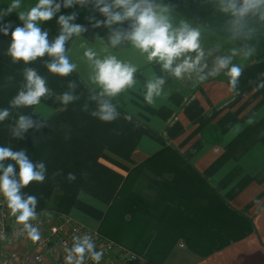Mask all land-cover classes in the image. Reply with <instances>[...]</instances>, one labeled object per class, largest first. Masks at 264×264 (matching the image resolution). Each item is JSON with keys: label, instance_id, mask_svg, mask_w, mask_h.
<instances>
[{"label": "crops", "instance_id": "crops-1", "mask_svg": "<svg viewBox=\"0 0 264 264\" xmlns=\"http://www.w3.org/2000/svg\"><path fill=\"white\" fill-rule=\"evenodd\" d=\"M37 2L21 0L16 11ZM10 3L0 0V10ZM157 3L174 5L173 18L197 22L212 34L209 39L222 41L220 47L244 43L230 39L228 17L218 0ZM72 12L77 18L81 13L101 16L91 4L62 8L60 14ZM58 15L40 25L50 41L59 34ZM7 23L13 29L22 26L16 12L0 20V26ZM94 23L67 42L66 54L77 65L67 77L48 72L47 55L29 65L14 64L6 54L11 31L8 36L0 32V110L20 90L25 67L36 69L56 95L67 91L70 81L78 85L79 99L66 108L54 95L30 108L10 109L9 118L0 122V146L24 149L33 162L46 164L45 181L22 189L38 198L36 212L53 219L70 217L140 258L129 264H264V89L253 91L264 72V23L251 22L255 54L234 60L244 65L240 95L228 91L223 74L196 87L190 80L168 77L151 103L145 99V84L164 75L160 66L130 44L111 47L102 26L94 28ZM87 48L99 58L114 55L137 69L113 122L90 115L96 104L89 95L96 85L84 57ZM86 103L89 111L82 110ZM20 114L40 122L44 117L47 124L14 139L9 126ZM57 171L61 175L53 179ZM68 173L76 180L69 182ZM7 249L22 247L9 243Z\"/></svg>", "mask_w": 264, "mask_h": 264}, {"label": "clouds", "instance_id": "clouds-1", "mask_svg": "<svg viewBox=\"0 0 264 264\" xmlns=\"http://www.w3.org/2000/svg\"><path fill=\"white\" fill-rule=\"evenodd\" d=\"M89 4L104 18L96 20L92 26L109 29L108 43L111 47L130 44L146 54L149 62L160 66L164 75L148 80L145 84V99L149 103L154 96L161 94L168 77L179 81L190 80L193 82L192 86L196 87L209 78L223 74L228 77V91L240 95V78L244 65L235 63L234 60L239 56L242 61H246L255 54L256 47L250 41L253 40L256 29L251 22L258 20L264 23V0H218L219 10L228 17L230 39L244 41L240 47H233L223 55L216 54L219 45L216 49L205 51L202 28L193 26L184 19L174 23L171 15L174 5L160 4L157 0H38L29 10L19 12L16 10L21 7V0H11L6 10H0V20L16 12L22 26L14 29L11 23L0 26V32L5 36L11 31V42L6 54L14 64L22 61L24 65L47 55L49 59L44 63L49 73L69 76L77 65L66 54V44L74 36L78 37L86 32L87 28L75 23L77 13L60 14L61 9ZM57 14L59 34L50 41L48 31L40 25L56 18ZM84 57L92 69L90 79L96 85L95 89L90 90L89 101L96 104L90 115L102 122H113L119 113L118 106L112 101L133 86L137 69L114 55L99 58L92 48L84 51ZM23 77L24 83L10 101L9 107L0 110V122L9 118L10 109L39 105L42 98L50 99L55 95V100L64 108L79 99L75 94L78 87L75 81L68 83L67 91L56 95L47 87L46 79L36 69L25 67ZM260 89H264V72L259 73V83L253 91ZM82 110L89 111V105L84 104ZM46 124L44 117L43 122H40L30 115L20 114L15 123L9 126V130L12 138L23 139L29 129L38 131ZM59 175L61 172L57 171L52 178ZM46 178L47 167L43 161L33 162L24 149L13 150L10 146H0V197L10 215L15 217L16 224L22 226L19 234H26L33 242L41 238L39 227L32 223L38 220V198L24 193L22 189L33 181L42 183ZM66 179L69 182L75 181L76 175L68 173ZM0 239H4V236L0 235ZM64 251V264H85L89 259L94 264H100L103 257V252L96 250L90 234L74 235L71 247H65Z\"/></svg>", "mask_w": 264, "mask_h": 264}, {"label": "built area", "instance_id": "built-area-1", "mask_svg": "<svg viewBox=\"0 0 264 264\" xmlns=\"http://www.w3.org/2000/svg\"><path fill=\"white\" fill-rule=\"evenodd\" d=\"M38 214V220L32 223L40 229V240L33 242L26 234L20 235L21 225L16 224L3 198L0 197V264H64L65 247H71L74 235L90 234L95 242L96 250L103 252L100 264H129L139 262L140 258L133 252L122 248L112 241L103 238L76 222L70 217L50 218ZM9 243H14L21 250L7 249ZM116 257L119 263L113 261ZM85 264H94L86 260Z\"/></svg>", "mask_w": 264, "mask_h": 264}, {"label": "rangeland", "instance_id": "rangeland-1", "mask_svg": "<svg viewBox=\"0 0 264 264\" xmlns=\"http://www.w3.org/2000/svg\"><path fill=\"white\" fill-rule=\"evenodd\" d=\"M94 16L95 15L89 14V13H84V14L81 13V15H79V18H77L76 20L81 19V23H79V24L85 25V24H88V23L93 22V21L95 22L96 20H102V19H104L102 16H99V15H97L96 17H94ZM93 17L95 19H92ZM180 19H182V18L179 17V16H177V18H173V22L174 23H179ZM187 21L189 23H191L193 26L201 27L202 28V26L199 25L195 21H192V20H187ZM102 31H103V34L108 37L109 29H107V28H105V27L102 26ZM210 35H212V34H208L207 32H205L203 30L202 40H203V45H204L205 51H208L210 49H216V47L219 44H222V41L221 40H211V39H209V36ZM225 45H226V47H230V46L233 45V43L232 42H230V44L229 43H225L222 47H220V45H219V51L216 53L217 55H223V54H227L228 53L229 48H226ZM236 58H239V59H237V61H239V60L241 61V58L239 56H237ZM92 89H94V88H91V90ZM127 92H129L128 89H126L124 92H122L118 97L114 98L112 102L114 103V101H116L114 104H116L119 108H121L120 107L121 106L120 101H123L124 98H125V96H128V93ZM122 105L124 106L125 104H122ZM126 108H127V106H126Z\"/></svg>", "mask_w": 264, "mask_h": 264}]
</instances>
